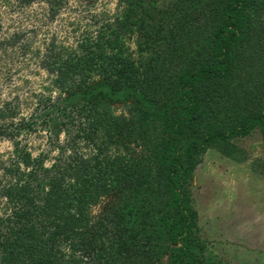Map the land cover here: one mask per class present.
I'll return each mask as SVG.
<instances>
[{
	"label": "trees",
	"instance_id": "1",
	"mask_svg": "<svg viewBox=\"0 0 264 264\" xmlns=\"http://www.w3.org/2000/svg\"><path fill=\"white\" fill-rule=\"evenodd\" d=\"M116 1L76 50L49 48L41 117L71 139L51 167L15 140L0 264H209L190 180L209 149L264 140V0ZM16 110L0 136L33 129Z\"/></svg>",
	"mask_w": 264,
	"mask_h": 264
},
{
	"label": "rangeland",
	"instance_id": "2",
	"mask_svg": "<svg viewBox=\"0 0 264 264\" xmlns=\"http://www.w3.org/2000/svg\"><path fill=\"white\" fill-rule=\"evenodd\" d=\"M48 1L0 0V107L11 103L17 107L15 123L23 118L33 123V129L15 139L0 136V216L8 210L1 191L9 178L2 165L15 160V140L20 149L46 156V166L51 167L59 147L64 148L70 138L63 133L56 139L54 127L43 124L41 117L45 105L40 101L48 96L53 102L59 99L51 86L53 75L44 67L49 48L56 44L76 50L84 32L94 33L98 15L113 14L117 7L116 0H63L62 10L53 17ZM171 1L159 0L160 4ZM18 35L20 39L15 40ZM127 43L136 49L132 39ZM4 124L0 121V127ZM75 128L69 126L72 135ZM228 149L226 154L221 148L209 149L188 186L199 215V237L205 242L202 255L209 264H264V140L260 130L232 140ZM98 211L95 208L94 215Z\"/></svg>",
	"mask_w": 264,
	"mask_h": 264
}]
</instances>
